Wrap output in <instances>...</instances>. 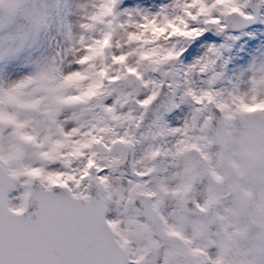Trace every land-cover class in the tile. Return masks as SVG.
Wrapping results in <instances>:
<instances>
[{
	"label": "clouds",
	"instance_id": "9594fccd",
	"mask_svg": "<svg viewBox=\"0 0 264 264\" xmlns=\"http://www.w3.org/2000/svg\"><path fill=\"white\" fill-rule=\"evenodd\" d=\"M120 2L0 0V65L32 66L0 79V194L23 216L38 185L68 190L126 264H264V58L232 76L227 44L179 60L264 0H171L141 18Z\"/></svg>",
	"mask_w": 264,
	"mask_h": 264
},
{
	"label": "snow or ice",
	"instance_id": "6c2138e0",
	"mask_svg": "<svg viewBox=\"0 0 264 264\" xmlns=\"http://www.w3.org/2000/svg\"><path fill=\"white\" fill-rule=\"evenodd\" d=\"M45 179L58 183L52 173ZM33 199L39 203L36 219L15 215L0 194V264H126L93 205L66 189L50 192L39 185Z\"/></svg>",
	"mask_w": 264,
	"mask_h": 264
},
{
	"label": "rangeland",
	"instance_id": "374dc122",
	"mask_svg": "<svg viewBox=\"0 0 264 264\" xmlns=\"http://www.w3.org/2000/svg\"><path fill=\"white\" fill-rule=\"evenodd\" d=\"M72 0H66L70 7ZM171 0H121L119 9L122 13H130L137 18L143 17L145 14H154L159 12L164 6L169 5ZM68 11V7H66ZM68 17L71 19V12L68 11ZM260 22V23H259ZM257 25V26H256ZM215 26L208 27V30L201 33L199 36L189 38L184 44V51L179 58L183 65H188L196 59L203 56V54L212 45H230L224 52L228 63L225 66V75L232 76L243 68L247 67L255 58H264V15L260 21L254 23L252 26L242 28L237 33L232 31H218ZM212 29V31H209ZM214 29V30H213ZM246 29V30H243ZM218 33L213 34V32ZM243 30V31H241ZM232 32V33H231ZM31 64L25 60H17L5 65H0V79L10 78L17 75L26 74L31 70ZM70 67H79V65H72ZM227 83V81H224ZM143 93H141V97ZM107 103L111 102L109 98ZM188 110L187 105L181 104L175 110V114L170 118L166 117L169 124L178 126L183 122L185 113ZM59 162L50 165V167H60ZM20 189H13L9 193L11 203L19 201L18 192ZM109 216L112 213H108Z\"/></svg>",
	"mask_w": 264,
	"mask_h": 264
},
{
	"label": "water",
	"instance_id": "95a60500",
	"mask_svg": "<svg viewBox=\"0 0 264 264\" xmlns=\"http://www.w3.org/2000/svg\"><path fill=\"white\" fill-rule=\"evenodd\" d=\"M255 22V20H253L251 23H245V24H240L239 22L237 21H233L231 24H229L226 29L227 30H230V31H237L241 28H246L248 26H251L253 25ZM234 25V26H232ZM172 111V110H171ZM170 111V112H171ZM168 112V113H170ZM166 113V114H168ZM57 192H60V190H57ZM38 208H39V203L38 201H35L33 198H32V203H31V206L29 207L28 209V212H26L24 215H28V214H32V218L33 219H36V216H35V213L38 211Z\"/></svg>",
	"mask_w": 264,
	"mask_h": 264
},
{
	"label": "flooded vegetation",
	"instance_id": "af4514ba",
	"mask_svg": "<svg viewBox=\"0 0 264 264\" xmlns=\"http://www.w3.org/2000/svg\"><path fill=\"white\" fill-rule=\"evenodd\" d=\"M260 12H261V17L259 18L260 19V21H261V19H262V17H263V15H264V5H262L261 7H260ZM259 19H256V21H255V24H256V22H258L259 21ZM260 23V22H259ZM257 26V25H256ZM216 29V28H215ZM246 29H248V28H246ZM246 29H243V30H246ZM207 30H208V28H207ZM206 30V31H207ZM214 30V29H213ZM217 30V29H216ZM215 30V32H213V34H216V33H218V31H216ZM225 30H226V28H225ZM243 30H241V31H243ZM205 31V32H206ZM209 31H212V29H209ZM228 31V30H227ZM233 33H237V32H235V31H232ZM231 32V33H232ZM238 32H240V31H238ZM175 114V111H173L172 113H170V114H168V115H166V117H172L173 115Z\"/></svg>",
	"mask_w": 264,
	"mask_h": 264
}]
</instances>
